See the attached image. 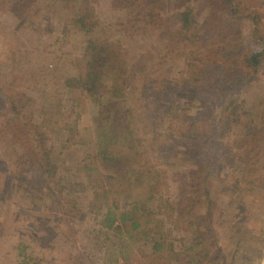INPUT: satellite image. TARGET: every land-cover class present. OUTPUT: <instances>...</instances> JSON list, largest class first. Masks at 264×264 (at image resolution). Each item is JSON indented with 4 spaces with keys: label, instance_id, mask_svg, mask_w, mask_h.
<instances>
[{
    "label": "rangeland",
    "instance_id": "obj_1",
    "mask_svg": "<svg viewBox=\"0 0 264 264\" xmlns=\"http://www.w3.org/2000/svg\"><path fill=\"white\" fill-rule=\"evenodd\" d=\"M234 1L244 14L242 44L257 45L254 23L264 34V0ZM138 3L0 0V264H100L103 214L136 206L157 222L164 264H264V64L248 89L206 90L203 80L192 79L194 54L177 49L178 13L193 11L191 31L201 36L194 49L206 54L214 46L218 57L235 44L202 33L215 30L223 1L161 0L154 23ZM250 11L257 18L245 16ZM206 20L211 26L204 27ZM92 42L120 54L123 84L116 97L131 120L132 151L108 136L94 100L67 86ZM12 94L53 148L55 177L43 172L27 132L13 126ZM234 105L238 111L229 119L222 112ZM243 127L261 133L239 142ZM110 148L117 151L114 169L100 164ZM130 154L134 173L122 164ZM97 165L99 171L90 169ZM193 179L189 198L197 214L189 226L180 203ZM117 182L126 193L111 192ZM141 250L150 253L151 244L131 253Z\"/></svg>",
    "mask_w": 264,
    "mask_h": 264
},
{
    "label": "trees",
    "instance_id": "obj_2",
    "mask_svg": "<svg viewBox=\"0 0 264 264\" xmlns=\"http://www.w3.org/2000/svg\"><path fill=\"white\" fill-rule=\"evenodd\" d=\"M222 12L224 16L219 22H216L215 30L217 34H214V29L210 32L207 30L202 35L207 34L212 37L213 41H221L223 36L227 41L230 39L232 43L235 44L233 49H225L226 52L220 54L218 57L215 52L218 51L216 47H208L209 53H199L194 49L196 45L200 42L201 36L197 38V34L193 33L191 30L195 26V20L193 17V11L190 9L181 10L178 13L180 18V37L177 39L179 41L181 50H186V53L194 54L196 63L192 66L191 75L192 79H195L196 83H200L202 80L204 84L201 86L206 88H212L217 93L221 90H226L232 94L233 92H238L236 90L238 87L240 89H248L253 86L256 75L259 74L260 69L264 64V34L261 31L260 23H254L255 41L257 45H246L243 43V35L240 27V21L244 14L242 13L241 6L234 0H222ZM142 7L149 17V20H160V9L162 6L161 0H140V3L136 5ZM257 18L256 11H250L248 15ZM211 26L207 20L203 24L204 27ZM217 42V43H218ZM214 43V44H215ZM178 44V43H177ZM243 46V48H242ZM88 49L87 59L84 66L81 68L78 75L70 77L66 80L67 86L70 89L79 90L83 94L91 97L96 107H99L100 111V121L108 129V136L111 139L114 137L118 139L120 143L124 142V145L130 146V151L134 148L135 138L132 135V125L131 120L125 108L119 102L117 92L121 90L123 80L120 67L117 64L118 60L121 58L116 48H111L109 44L100 45L98 42L90 43ZM197 52V53H196ZM249 73L244 77H241L243 73ZM199 74V77H198ZM220 75H226L230 78L225 83ZM227 79V78H226ZM14 93V92H12ZM225 95L226 98H231L232 95ZM10 112L12 114L13 126L20 128L24 132H27V137L34 144L35 149H37V156L40 158L42 164L46 166L43 172L46 176H54V168H56V158L54 157V150L51 146L47 147L44 140L47 138L45 134L40 131V128L32 122V116H28L25 113H21L23 106L20 107L24 101H16L15 94L10 97ZM239 105H234L231 110L223 111L222 113L227 115L230 111L232 115H236ZM234 120V119H233ZM217 119L213 118L212 126H214L215 134H220L217 131ZM264 124V120L262 121ZM264 126V125H263ZM261 131L258 128L248 129L243 127L241 129V134L243 137L239 138V142H249L251 138L260 135ZM14 134V133H12ZM32 138V139H30ZM111 142V141H110ZM42 149V150H41ZM35 153V150H34ZM101 166L104 168L108 167L111 169L116 168L114 159L116 158L117 151L113 148L109 150H103L101 152ZM113 156V158H112ZM95 163V162H94ZM53 164V167H52ZM122 164L127 167L130 164L128 172L134 173L137 171L134 163V158L130 154L123 159ZM135 166L133 167V165ZM101 166L90 167L93 171H99ZM127 170V169H126ZM141 172V170H139ZM144 173V172H141ZM194 174V173H193ZM130 174V178H131ZM202 177L196 174L197 181ZM204 183L206 181L207 187L208 176L205 175ZM115 181V177L112 178ZM131 180V179H130ZM194 185L184 186V193L186 196L182 198L180 207L182 209L183 215L186 217L189 226L193 225V217L195 216L196 209L194 207L193 199H190L189 194L192 187H196V182L193 179L191 181ZM131 184V183H130ZM206 187V188H207ZM117 191L119 193H126L127 189L123 187L121 182L114 183L111 187V192ZM108 193V192H107ZM209 194V193H208ZM207 194V195H208ZM137 209L133 211H119L116 208H109L105 214H103V228L105 230L104 238V252L103 257H101L100 264H164L166 260L165 255V243L161 239L162 235L157 231V222L151 218V214L147 213L144 208ZM208 213V212H207ZM207 216V214H206ZM201 218L197 217V219ZM207 228V227H206ZM202 230H207V229ZM211 227L208 228L207 232H210ZM113 234L114 237L109 236ZM150 243L151 252L144 253L141 251L135 252L133 255L131 250L134 248H139L142 244ZM202 245V242H198L196 246ZM194 248V247H193ZM141 254V255H140Z\"/></svg>",
    "mask_w": 264,
    "mask_h": 264
}]
</instances>
